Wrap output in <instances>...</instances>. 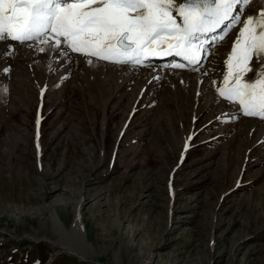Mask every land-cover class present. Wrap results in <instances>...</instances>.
Returning <instances> with one entry per match:
<instances>
[{"label":"rangeland","instance_id":"rangeland-1","mask_svg":"<svg viewBox=\"0 0 264 264\" xmlns=\"http://www.w3.org/2000/svg\"><path fill=\"white\" fill-rule=\"evenodd\" d=\"M240 7L241 20L247 11L254 13ZM213 64L221 70L220 57ZM69 101V111L36 103L11 117L9 129L0 122V264H110L115 258L118 264H139L146 257L150 264H264L263 148L243 143V135L215 110L213 132L205 128L213 121L208 112L196 120L187 112L183 119L171 103L152 115L138 110L129 122L132 132L154 130L126 148L117 143L119 114L109 109L105 133L100 123L90 127L86 114H92L79 91ZM37 104L46 117L37 130L41 145L33 128ZM103 113L95 110L96 122ZM168 115L175 132L194 135L181 160V148L166 136ZM24 116H29L25 128ZM69 117L82 119L79 124L91 139L72 133L65 124ZM16 140L19 144L10 151ZM81 198L87 239L96 249L106 248L101 263L84 262L49 241L55 236L44 208L54 205L68 227ZM42 219L46 227L40 237L26 236H34Z\"/></svg>","mask_w":264,"mask_h":264},{"label":"bare ground","instance_id":"bare-ground-1","mask_svg":"<svg viewBox=\"0 0 264 264\" xmlns=\"http://www.w3.org/2000/svg\"><path fill=\"white\" fill-rule=\"evenodd\" d=\"M241 6L254 11L250 15L247 14V11L243 18L245 19L248 16H256L261 9H264V0H248L246 5ZM234 10L236 11V8ZM173 15H176L175 11ZM240 27L241 24L231 32V28L225 30L223 35L225 42L219 45L205 60H201L188 68L184 66L183 61L174 64L183 65V67L169 66L173 61L170 55H166L162 60L163 64L158 67H149V63L158 62L155 56L145 58L143 63L139 65H121L91 56L86 57L70 50L67 56H61L53 48L54 40L49 41V44H43L40 40H32L26 44L7 42L11 39L0 42V69H9L7 72L0 70V122L9 129L8 121L11 117L13 118L22 108L30 111L31 106L36 103L40 105L48 103L51 107H68L69 111L71 109L69 98L73 93L79 91L86 102L84 107L87 111H91L92 115L87 113L86 116L92 129L100 123L105 133L107 132L106 127L110 108L120 115L115 129L117 143L122 147L133 148L139 145L142 133L148 134L149 132L150 135L154 130L147 127L142 128L143 131L132 132L131 117L138 110L144 109L145 113L152 115L153 111H164L166 105L171 103L179 109L178 114L183 119L186 118L184 116L187 112L193 114L194 120L208 112L207 118L216 120L214 118L216 115L213 116L212 114L215 110L220 119L226 120L229 124L231 123L229 126L234 129L233 131L237 135H243V143L246 141L250 143L251 147L264 149V123L258 121V117L243 115L237 110V105L225 102L218 96L217 92V89L223 86V76L227 74L225 60L230 54ZM230 37H233V40L221 57L219 54L220 49L225 44L228 45ZM41 48H44L45 51L40 52ZM61 48L64 49L65 46L61 45ZM163 50L162 48L161 51ZM219 57L222 63L221 70L213 64ZM86 60H92V63H86ZM217 73L219 74L218 78L216 77ZM225 106H229L232 110L229 111ZM96 109H102L104 112L99 122H96L93 115ZM67 115L66 113L65 116ZM168 116V118L165 116L167 120L164 124V127L166 126V136L168 135L175 147L181 148L179 152L181 160L185 157L194 135L191 130L179 129L175 132L174 126L171 125L173 122L170 118L171 115ZM28 120L29 116L22 117L20 119L21 126L24 125L25 128L27 122H29ZM45 120L46 117L39 113V118L33 128L40 129ZM214 120L208 124L209 128L213 125ZM81 121L82 119L76 121L70 118L65 124L72 133L79 136L83 134L89 140L91 137L89 134H85L84 129L86 128L79 124ZM174 121L179 123L178 120ZM85 126H88V124L85 123ZM6 138L8 137L5 136ZM22 138L21 135L18 141L22 142ZM180 138L182 139L179 142ZM17 144L19 143L16 140L10 146V151ZM82 200L81 198L76 201L74 215L68 227L57 218L58 215L54 205L49 204L44 208V211L48 214L47 219L50 221L51 234L55 236V239L49 238V241L59 250L77 256L84 262L101 263L99 257L101 253L106 251V248L96 249L88 241L79 209L82 206ZM45 227L46 221L43 220L34 230V236L25 235L37 239L40 237L37 234L43 231ZM150 259L148 257L142 258L139 264H150ZM110 264H118L117 258L111 261Z\"/></svg>","mask_w":264,"mask_h":264},{"label":"snow or ice","instance_id":"snow-or-ice-1","mask_svg":"<svg viewBox=\"0 0 264 264\" xmlns=\"http://www.w3.org/2000/svg\"><path fill=\"white\" fill-rule=\"evenodd\" d=\"M247 3L248 0H0V42L40 40L49 44L54 40L53 48L61 56H67L70 50L121 65H139L149 56L174 53L195 65L201 50L196 42L198 36L231 18L233 27L238 23L241 27L225 60L227 74L223 76V86L217 89L218 96L237 105L243 115L264 119V9L241 21L243 9L239 6ZM234 8L240 15H233Z\"/></svg>","mask_w":264,"mask_h":264}]
</instances>
